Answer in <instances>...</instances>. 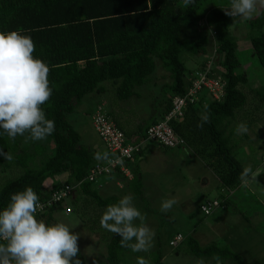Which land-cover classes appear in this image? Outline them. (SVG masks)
I'll return each mask as SVG.
<instances>
[{
  "label": "trees",
  "instance_id": "obj_1",
  "mask_svg": "<svg viewBox=\"0 0 264 264\" xmlns=\"http://www.w3.org/2000/svg\"><path fill=\"white\" fill-rule=\"evenodd\" d=\"M229 4L230 0H193L187 7L183 0H0V31L15 30L31 36L35 44L34 57L43 60L50 68L48 79L52 95L41 107L46 118L55 122V131L46 138L52 150L46 154L42 143L30 144L29 149L20 148L25 140L23 136H17L12 141L0 129V150L13 157L10 161L0 157V179H3L0 183V210L8 205L12 194L26 187L36 192L39 201H44L52 190L69 185L73 186L69 207L81 221L83 218L90 221L88 229L95 231L97 221L91 219L88 210L85 215V199L89 198L101 208L119 201L116 192L105 196L104 192L108 191L101 189L104 180L111 181L116 187H119L116 182H125L127 193L139 202L145 201L137 162L147 143L161 148L163 153L172 149L187 150L188 156L201 160L203 168L215 178L217 197L201 201L195 212L201 213L200 206L211 201L217 204L214 211H226L233 207L229 195L240 189L238 177L248 163L247 157L243 161L245 163H241L238 156L239 153L247 156L248 150L242 148L237 154L236 145L231 141L235 133L234 114L246 102L245 89L264 113V75L261 81L254 83L253 78L241 68L235 54L237 44L228 31L227 15L223 9ZM206 5L208 7L200 11ZM247 24L250 49L258 68L264 73V13L261 12ZM200 27L214 32V65L220 70L218 74L225 84L223 99L205 105H201L200 100L197 106L189 105L180 120L169 124L182 145L168 149L155 142H146L130 163L123 164L129 177L114 169L107 176H98L97 181H83L94 165V154L104 151L95 145L92 149L82 145L67 116L74 112L84 96L91 94L92 103L85 109L86 115L91 116L100 106L126 142L139 141L146 128L156 124L170 110L172 97L181 96L185 91L186 74L189 72L183 65L182 57L199 58L205 54L204 47L209 42L208 30L206 34L204 31L192 37ZM255 30L259 34L253 35ZM155 61L168 73L170 82L160 88L161 98L149 120L145 124L138 121L134 133L124 132L105 111L102 97L105 88L102 84H107V94L109 87L114 89L112 99L117 101L135 97L136 88L147 83L153 74ZM204 64L205 61L200 67ZM110 106L117 108L119 105L115 100H109ZM204 114L209 116L210 122L204 123L203 128L197 127ZM243 137L246 136L243 134L241 139ZM258 156L264 167V145ZM11 173L14 176L9 177L7 174ZM58 177L60 181L45 189L46 180ZM80 203L82 206H78ZM59 207L58 203L37 214L36 218L49 225L55 224L52 215ZM234 213L244 216L237 210ZM175 234L181 235L187 254L196 260L216 261L212 257L219 256L220 261L230 264H264V254L248 262L229 246H219L214 242L200 246L193 237L174 231L164 239L165 251L175 249L181 243L175 247L169 245ZM120 239L118 234L112 233L106 243V264H133L129 255L138 258L137 252L120 247ZM162 253L163 250L157 247L151 257L153 264H161ZM81 258L79 254L76 257L81 264H87L82 263Z\"/></svg>",
  "mask_w": 264,
  "mask_h": 264
},
{
  "label": "rangeland",
  "instance_id": "obj_2",
  "mask_svg": "<svg viewBox=\"0 0 264 264\" xmlns=\"http://www.w3.org/2000/svg\"><path fill=\"white\" fill-rule=\"evenodd\" d=\"M206 7L208 6H203L200 11H203ZM261 12L264 13V8H261L258 4L257 12L253 14L251 19L242 20L237 17L234 20L227 15L228 31L237 44L236 57L240 62L241 68L253 78L254 83L261 81L264 73L258 68L250 49L248 40L250 31L247 23L260 15ZM206 29L205 27H200L192 34V37H197L204 31L206 34ZM208 34L209 42L204 47L205 54L199 58L182 57L183 65L189 72L188 75L186 74L185 81L193 77L194 73L200 69L203 61L213 56V50L216 47L213 44L212 35ZM252 34L257 35L259 32L255 30L252 31ZM169 82L168 73L160 66L158 61H155V69L148 82L135 90L138 95L135 96L138 98L136 100L135 98H129L125 101L112 99L114 89L111 90V87H109L107 94L108 86L104 83L102 86L105 91L102 97L107 102L105 111L111 119H114L120 129L124 132H129L131 128L135 127V125L131 124L135 116L139 122L142 121V124L149 120L155 111L154 106L157 105L161 98L160 88L163 84H169ZM245 92L246 102L241 108L235 110L233 123L235 129L241 122L246 123L248 132L244 134L246 137H243V139H241L243 134L237 135L235 132L234 137H231V141L236 145L235 152L237 154L239 153L238 150L242 148L248 150L247 156L238 154L240 162L242 163L247 157L248 163L244 166H251L254 171L258 170L261 174L256 180H250L247 187H240V189L229 195L233 203V207H230V209L226 211L218 209L207 216H203L200 212H195L201 201L204 199H215L214 197L218 195L217 189L212 188L214 177L203 168L202 164L204 163L197 158L195 160L192 155L188 156L187 150L172 149L161 153L164 152L161 148L152 143L146 144L143 154L139 157L140 162L138 164L139 172L142 175H145L146 172L145 178L143 176L142 179L145 201L139 202L133 198V203L141 214L146 217L145 224L155 232L154 246L148 252H137L138 257L147 259L149 264H153L151 257L157 247L160 251L163 250L160 260L161 264H199L203 260H196L190 257L187 254L184 241L177 248L165 251L167 247L164 239L172 231L193 237L200 246L211 242L219 246H229L248 262H251L254 257L264 254V252L260 253V250L264 249V167L258 158L260 148L264 145V113L250 92L247 93V89H245ZM90 95L84 96L79 105L75 107L74 112L67 116L66 119L77 134L81 136L80 142L82 145L89 147V149H92L93 145H95V147L101 149V142L91 129L89 114L86 115L84 112L91 105L88 102ZM109 100L111 102L115 100L119 106L117 108L110 106L109 108ZM41 143L46 147L45 154L52 150V145L47 139L39 141L29 140L27 142L23 140L20 148L28 147L30 144ZM151 169H155L156 172ZM201 170L205 173L204 178H201ZM7 175L9 177L14 176L13 173ZM60 179L58 177L55 180H46L45 189L50 188L52 184L60 181ZM1 181L3 179H0V183ZM111 183V181L107 182L105 180L103 182L104 186L101 189L108 191L104 192L105 196L109 192H116L115 194L119 196V199L125 195H130L126 191L125 182L121 183L119 187L112 186ZM171 198H175L177 204L171 210L162 212L160 210L161 201ZM81 203L78 206H82ZM70 205L69 199L64 200V205H60L59 209L54 211L53 219L56 223H64L74 234H78V254L82 257V263L106 264L105 245L112 235L111 232L100 226V218L106 208L97 206L89 198L85 199V215L87 214L86 210H88L91 219L95 220V222L97 221L94 228L96 230L91 232L88 229L91 225L90 221H85L84 218L81 221L71 208L69 213H65L64 208ZM234 210L239 211L244 216L241 217L239 214H235ZM190 213H192L191 216ZM134 223L139 225L140 221L136 220ZM97 226L99 227L97 228ZM254 250H256V253ZM129 259L133 260V264H137L136 256L129 255ZM203 261L204 264H217V261ZM220 264L230 263L220 261Z\"/></svg>",
  "mask_w": 264,
  "mask_h": 264
},
{
  "label": "clouds",
  "instance_id": "obj_3",
  "mask_svg": "<svg viewBox=\"0 0 264 264\" xmlns=\"http://www.w3.org/2000/svg\"><path fill=\"white\" fill-rule=\"evenodd\" d=\"M192 3L193 0H183L185 7ZM258 4L264 8V0H230L229 6L223 9L234 20L237 17L248 20L257 12ZM34 51L31 36L15 30L0 31V129L12 141L17 136H23L25 142L39 141L55 131V122L46 118L41 107L52 95L48 79L50 68L43 60L34 57ZM208 122L209 116L204 114L197 127L203 128ZM235 132L237 135L247 133V124L241 122ZM0 157L9 161L13 158L3 150H0ZM94 159L123 165L120 157L107 151L96 152ZM260 174L251 166L243 167L238 177L241 187H247L250 180H256ZM175 204V198L164 199L160 210L167 212ZM39 207L38 195L31 187H26L12 194L8 205L0 210V264H81L76 259L78 234L64 223L49 225L38 220L35 214ZM136 220L140 221L139 225L134 223ZM145 220L146 217L134 206L133 197L125 195L117 203L107 206L100 218V226L121 237L120 247L134 253L148 252L154 246L155 232ZM212 259L220 264L219 256ZM137 264H149V261L138 257Z\"/></svg>",
  "mask_w": 264,
  "mask_h": 264
},
{
  "label": "built area",
  "instance_id": "obj_4",
  "mask_svg": "<svg viewBox=\"0 0 264 264\" xmlns=\"http://www.w3.org/2000/svg\"><path fill=\"white\" fill-rule=\"evenodd\" d=\"M208 33L214 38V32L208 29ZM214 54L215 49L213 50V56L207 59L204 66L202 68L200 67L194 73L193 77L188 80L183 94L172 97L170 110L156 124L147 127L144 136L137 142H126L123 134L108 119L103 109L100 106L97 107L94 114L90 117V124L93 133L101 142V149L104 152L115 153L116 157H120L123 160V164H128L139 153L145 142H155L168 149L181 146L182 141L172 132L169 126L170 122L180 120L184 110L189 105H197L200 100L201 104L204 105L206 102H220L223 99L225 84L218 74L219 69L214 65ZM112 159L115 161V157ZM114 169H118L124 177H129L128 169L124 165L115 162L109 164L104 161L95 160L89 174L82 180L97 181L98 176H107ZM72 189L73 186L64 185L52 190L44 201H39L40 207L35 215L42 213L58 203L64 205V200L69 199ZM216 205L214 201L201 205V213L204 216L209 215ZM64 209L65 213L71 211L69 206ZM181 240V235L175 234L169 241V245L175 247Z\"/></svg>",
  "mask_w": 264,
  "mask_h": 264
},
{
  "label": "crops",
  "instance_id": "obj_5",
  "mask_svg": "<svg viewBox=\"0 0 264 264\" xmlns=\"http://www.w3.org/2000/svg\"><path fill=\"white\" fill-rule=\"evenodd\" d=\"M137 96H138V95H137ZM103 98H104V97H103ZM131 98H135V100L138 99L137 97H131ZM90 99H92V98H89V99H88V102H89V103H92ZM96 99H98V98H96ZM89 100H90V101H89ZM95 101H97V100H95ZM103 101H104V105L107 106V105H106V100L103 99ZM107 108H108V107H107ZM85 111H86V110H85ZM85 111H84V112H85ZM83 114H84V113H83ZM89 119H90V115H89ZM137 123H138V119H137V117L135 116V118H134V119L132 120V122H131V124L135 125V127L131 128V130H130L129 132H133V133L136 132V130H137ZM79 137H80V139H81V136H80V135H79ZM88 137H89V136H88ZM100 145H101V144H100ZM145 148H146V146H145ZM145 148H144V150H145ZM144 150H143V151H144ZM161 153H163V152H161ZM195 160H197V159L195 158ZM139 162H140V161H139V159H138L137 165L139 164ZM189 165H190V163H189ZM138 167H139V166H138ZM151 170L155 171V169H151ZM155 172H156V171H155ZM201 172H202V170H201ZM145 175H146V172H145ZM145 175H144V174H143V175L141 174L142 179H143V176H144V178H145ZM211 175H212V174H211ZM204 177H205V173L202 172V173H201V178H204ZM142 179H141V190H142V195H143V197H144V192H143V189H142V188H143V186H142L143 180H142ZM204 184H206V183H204ZM115 185L118 186V185H121V184H120L119 182H116ZM216 185H217V184H216V182H215V178H214V183H213V187H212V188H216ZM189 200H190V199H189Z\"/></svg>",
  "mask_w": 264,
  "mask_h": 264
},
{
  "label": "bare ground",
  "instance_id": "obj_6",
  "mask_svg": "<svg viewBox=\"0 0 264 264\" xmlns=\"http://www.w3.org/2000/svg\"><path fill=\"white\" fill-rule=\"evenodd\" d=\"M144 144H146V142Z\"/></svg>",
  "mask_w": 264,
  "mask_h": 264
}]
</instances>
